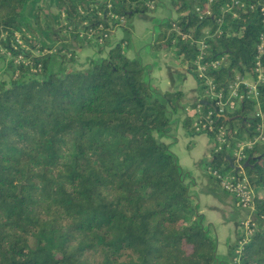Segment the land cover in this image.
Segmentation results:
<instances>
[{"label":"trees","instance_id":"trees-1","mask_svg":"<svg viewBox=\"0 0 264 264\" xmlns=\"http://www.w3.org/2000/svg\"><path fill=\"white\" fill-rule=\"evenodd\" d=\"M49 1L64 18L65 24L57 22L68 40L100 53L112 47L116 27L129 42L133 17L156 4ZM35 4L0 0V264H264V229L257 225L229 263L218 256L191 202L186 173L164 141L172 135L181 92L155 88L147 67L127 56L122 41L87 70L73 69L74 52L43 45L24 21ZM227 4L231 12L223 13ZM171 5L177 18L159 23L153 51L173 50L194 72L197 51L182 37L221 25L224 33L210 42V52L213 59L225 57L229 68L211 76L222 87L229 75L252 70L264 0ZM33 19L49 43L63 40L39 8ZM260 91L259 100H247L234 114L214 112L216 126L237 131L236 143L264 139V127L257 129L264 120L254 117L257 109L264 115V86ZM192 121L188 115L185 127L193 132ZM209 136L216 141V134ZM214 154V169L234 172L230 151ZM243 165L256 192L254 211L264 219V140L246 151Z\"/></svg>","mask_w":264,"mask_h":264},{"label":"crops","instance_id":"crops-1","mask_svg":"<svg viewBox=\"0 0 264 264\" xmlns=\"http://www.w3.org/2000/svg\"><path fill=\"white\" fill-rule=\"evenodd\" d=\"M155 2L151 19L163 21L177 18V14L171 10V0H155ZM169 11H173L170 17ZM130 27L129 42L124 40L123 29L114 28L110 38L111 45L114 47L122 41V46L126 47L127 56L139 58L144 48H150L154 42L156 29L154 30V26H152V35L154 36L151 39L145 37L144 30L148 24L142 14L133 17ZM156 28L158 27L156 26ZM85 47H90L93 50L95 48L92 46ZM112 47L107 48L103 53H98L101 56L99 58L106 57ZM150 50L152 51L151 48ZM150 50H147L148 56L145 59H140L148 69L150 83L159 87L163 92L172 91L182 94L178 102L179 112L175 118L172 135L165 138L164 141L169 145L170 150L177 157L178 164L186 173L185 181L189 188L191 202L195 205L203 225L215 241L218 256L228 259V262L231 263L234 249L244 240L243 222L252 218L259 228L264 229V219L258 218L253 210L239 208L234 196L224 191L209 175L207 166L215 156L216 143L214 139L207 134L188 131L185 127V120L188 116L186 110L193 107L195 102L199 100L198 81L194 72L195 81L189 82V73L184 69L185 66L172 57L173 50L166 49L154 51V53ZM76 51L80 56V51L77 49ZM95 55L96 53L93 55L91 53L92 57L87 58L92 59L81 61V64L85 66L83 70L89 68L91 60H96ZM172 60H174V65L171 64ZM174 74H180L183 77L180 87L174 84L176 80Z\"/></svg>","mask_w":264,"mask_h":264},{"label":"built area","instance_id":"built-area-1","mask_svg":"<svg viewBox=\"0 0 264 264\" xmlns=\"http://www.w3.org/2000/svg\"><path fill=\"white\" fill-rule=\"evenodd\" d=\"M234 4L242 9L246 8V5L244 3L239 4V1H235ZM259 5L257 4L255 7L251 6V11H255ZM150 8L151 10L155 8L154 3L150 4ZM231 9L230 4H227L222 11L223 13L231 12ZM258 12L264 25V5L260 7ZM206 14L211 15V11L207 10ZM110 18L117 19L114 15ZM219 22L222 24L220 20ZM193 32L194 30L192 29L191 34L184 35L182 38L186 41L189 40L191 46L195 47L197 51L193 70L198 81L200 96L198 103L188 108L186 112L189 116L193 117L192 127L195 132L207 135L216 134V145L214 148L216 154L224 149L230 151L232 154L234 172L223 173L220 170L214 169L210 163L207 167L209 175L224 191L234 196L236 205L239 208L254 211L256 192L245 172L243 163L246 159V151L251 149L255 142L263 141L264 139L262 136H259L255 137L253 141H238L236 143L235 135L237 131L230 130L227 125L216 126L214 112L219 115H231L239 111L247 100H259L261 95L260 88L264 86V26L256 48V56L252 63L253 67L251 71L253 72L247 71L243 75L238 73H235L233 76L229 75L222 87L214 80L211 73L223 68H229V61L225 57L213 59L210 52V42L220 39L224 33L221 25L216 30L211 28L204 29L197 38L192 34ZM201 100L208 101L214 111H204L205 109L200 102ZM254 117L264 120V115L259 109L255 112ZM263 127L264 125L261 123L257 129L262 131ZM243 230V242H247L257 230V224L252 218H248L243 222Z\"/></svg>","mask_w":264,"mask_h":264},{"label":"rangeland","instance_id":"rangeland-1","mask_svg":"<svg viewBox=\"0 0 264 264\" xmlns=\"http://www.w3.org/2000/svg\"><path fill=\"white\" fill-rule=\"evenodd\" d=\"M35 5H36V6H34L35 8L34 7L33 8L28 7V9L25 11V13L23 15L24 21L27 22V23H32L33 26L38 30V32L40 33V36H41L40 37V41H41V43L43 45H47V46H51V47L54 46V45H56L58 47H63L64 46L69 51L74 52L75 53V58H76L77 61H76V64L71 65L73 67V69L82 70L83 68H85V66L81 64V61H84V60L86 61L88 59H92V58H87V57H92L91 53H92V55H93V53H96V55L94 56L95 59H98L99 57H101L100 54L98 55V53H100V52L98 51L97 48H94V50H93L90 47H80V46L76 45V43L68 40L69 34L67 32H65L64 29L61 28V26H60L61 24L59 25L58 22H57V21H59V23L61 22L62 24H65L63 22L64 18L59 16L58 12L52 7V5H51L49 0H36V4ZM37 8H39L40 12L43 13L46 17H48L50 19V21H51V24H50L51 30L54 33H57V35H59V37L61 39H63L62 41H60L59 43L58 42L49 43V41L47 39H45L41 35V30H40V28L38 26H36V24H34V19H33V15L36 13V9ZM153 10H150L147 13L142 14L145 17V20H146V22L148 24V27L144 30L145 31V37L146 38H150V39L152 38V36H154V35H152L153 34V27L152 26H154V30L156 29V35H157L158 29L156 28V26H158L159 23L161 22L159 20L154 21V19L150 18L151 15L154 12ZM171 10H173V9H171ZM172 12L173 11H169V17L171 16ZM156 35H155V37H156ZM53 37H55V36H53ZM76 49L80 51V54H81L80 56L81 57L79 56V53H78V51H76ZM146 49L150 50V48L145 47L144 50L141 52V55H139V59L143 60V59L146 58V56H148L147 55L148 51ZM151 52L154 53L153 50ZM172 57L174 59H177V56L174 54V52H173ZM177 60L180 62L179 59H177ZM173 62H174V60H172V62H171L172 65H174ZM80 65H82V67H80ZM181 65L185 66L184 69L186 71H188V73H189L188 81L189 82H194L195 81V78L193 77L194 74L189 69L188 65L182 64V63H181ZM4 66H5L4 63L0 60V68L4 69ZM174 77L176 79L174 81V84L180 87L181 86L180 84L182 83L183 77L180 74H174ZM155 88H157L158 90H161L159 87H155ZM242 243H243V241L240 242V244L237 247V249L241 246ZM239 251H241V249ZM239 251L236 250L235 252H239Z\"/></svg>","mask_w":264,"mask_h":264},{"label":"water","instance_id":"water-1","mask_svg":"<svg viewBox=\"0 0 264 264\" xmlns=\"http://www.w3.org/2000/svg\"><path fill=\"white\" fill-rule=\"evenodd\" d=\"M202 104H204V105H209V102L208 101H206V100H201L200 101ZM212 106V105H211ZM229 158V160H230V162H231V165H232V167H234V164H233V160H232V158L231 157H228ZM249 164V162L247 161V163H246V165H248Z\"/></svg>","mask_w":264,"mask_h":264}]
</instances>
